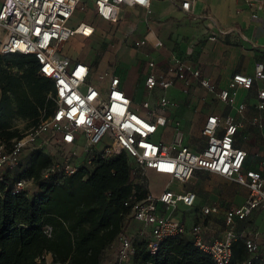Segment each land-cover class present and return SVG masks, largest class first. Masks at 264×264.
Returning a JSON list of instances; mask_svg holds the SVG:
<instances>
[{
	"label": "built area",
	"instance_id": "obj_1",
	"mask_svg": "<svg viewBox=\"0 0 264 264\" xmlns=\"http://www.w3.org/2000/svg\"><path fill=\"white\" fill-rule=\"evenodd\" d=\"M150 2L0 0V54H32L37 61V74L50 78L53 84L47 93L52 104L40 108L37 122L8 142H0V185H3L0 197L3 191L19 193L34 184L31 177L7 178L11 170L20 165L26 150L39 148L50 156L52 163L43 171V177L51 172L69 175L80 166L90 171L96 158L124 151L134 161L130 165L134 180L146 187L143 196L132 190L124 205L130 208V218L141 222L143 227L136 228L131 234L121 232L107 246L106 249L113 252L112 264H134L135 240H146L148 250L155 252L164 239L180 236L192 238L195 245L210 253L216 264H264V248L258 239L260 231L244 223L254 210L264 209V158L256 168L245 166L247 150L236 145V134L243 122L230 114L224 117L207 114L201 128L204 143L200 148L186 142L180 121L170 116L176 100L166 94L176 80L188 85L191 78H195L201 87L231 106L237 88L250 89L258 81L255 107L264 110V62L255 61L252 75L234 72L226 87L217 88L208 77L200 76L191 60L176 54H171L165 61L150 59L145 87L148 91L159 87L163 93L154 106L148 99H143L134 108L132 99L121 87L119 75L104 71L93 80L94 73L89 64L61 51L63 43L73 34L88 37L95 32L94 25L85 19H80L74 26L69 24L77 11L85 12L92 7L102 19L118 22L125 6H141L150 12ZM194 2L178 0V5L194 14ZM245 2L251 7L253 16L264 8V0ZM205 16L217 25V29L208 34L211 40L231 28L240 30L237 25L224 27L214 16ZM84 25H90L89 33L83 30ZM146 43L158 47L162 40L148 28L142 38L133 41V45L139 47ZM245 107V102L236 105L238 112ZM251 122L258 127L263 125L260 115L253 116ZM167 126L172 128L170 140L165 142L155 138L157 133L162 135L161 130ZM148 169L169 176L157 193L149 188L145 175ZM197 170L218 173L247 189L243 202L223 209L225 227L220 236L209 238L204 233L206 216L217 213L219 204H203L199 219L189 226L174 212L179 202L188 207L194 205L196 193L186 184ZM173 181L181 187L172 188L170 183ZM43 230L50 234L51 226L45 225ZM237 239L243 241L246 251L241 261L233 259L232 244Z\"/></svg>",
	"mask_w": 264,
	"mask_h": 264
},
{
	"label": "trees",
	"instance_id": "obj_2",
	"mask_svg": "<svg viewBox=\"0 0 264 264\" xmlns=\"http://www.w3.org/2000/svg\"><path fill=\"white\" fill-rule=\"evenodd\" d=\"M52 85L50 78L37 74L32 54H0V142H8L25 129L18 128L15 119L26 120L27 127L37 122L40 108L52 104L47 98ZM51 163L46 152L35 148L27 165L7 176L31 177L38 190L32 195L26 190L3 191L0 264H102L107 246L130 220L124 200L132 190L139 196L146 191L134 180L124 151L96 158L90 171L80 166L69 175L51 172L43 177ZM45 225L51 226L50 234L44 232ZM134 246V264H216L189 236L164 239L155 252L148 250L144 239L135 240ZM232 248L234 260L245 258L241 239L235 240ZM46 253L52 256L50 262Z\"/></svg>",
	"mask_w": 264,
	"mask_h": 264
},
{
	"label": "crops",
	"instance_id": "obj_3",
	"mask_svg": "<svg viewBox=\"0 0 264 264\" xmlns=\"http://www.w3.org/2000/svg\"><path fill=\"white\" fill-rule=\"evenodd\" d=\"M171 2L175 4V7L163 13L158 9L157 12V20L166 22V28L154 25L153 22L149 20L148 13L153 10V0L150 2V12H146L141 6L128 5L123 8L121 18L118 22H109L105 20L108 25L112 27L115 23L122 24V22L127 21L129 17H136L135 30L137 34L130 40L131 50H129V55L126 58L127 64L126 66H121L119 72H116L114 68L118 66L120 61L117 64L112 63V67L105 65L93 70L95 59L88 60L83 56V48L88 41L87 36L78 33L73 34L63 43L61 51L70 58H78L89 64L93 73L99 69L102 72H112L113 74L119 75L121 78V87L132 99V106L134 108L139 106V102L137 103L133 98V94L136 90L142 88L144 94L146 92L145 99H148L149 103L153 106L156 104L157 98L163 93V90L159 87H155L151 91H148L145 87L144 80L149 71L147 63L150 59L165 61L171 54H176L181 58L191 60L194 67L199 69L200 76L208 77L216 84L217 88L226 87L234 72L240 71L252 75L255 61L261 60L264 62V8L258 10L257 15L253 16L252 9L245 0H195L192 8L194 15L182 10L178 5V0H171ZM84 13L91 18V20L86 21L94 25L95 32L104 29V26L101 24L102 18L94 12L92 7H89ZM207 14L214 16L217 22L224 27H229L233 24L237 25L240 30L230 27V30L218 34L216 40H211L208 38V34L215 31L217 25L205 16ZM201 15L204 16L201 17ZM126 18L128 19L125 20ZM130 24H132V21L128 20L126 26ZM148 28L154 30L159 36L162 40V45L154 47L146 43L142 46L135 47L133 41L142 38ZM125 39H127L126 36L122 35V43H125ZM90 47L95 51V54H98L97 57L103 63L107 64V62L110 61H103L101 56L102 52L96 48L97 46H95V44H91ZM259 85V82L256 81L250 89H246V93L237 103L245 102L246 107L242 112H238L236 106H227L224 102L219 100L213 92H209L201 87L195 78H191L188 85H184L181 80H176L175 83L166 90V94L170 98L176 100V107L174 110H172L173 108L170 110V116L180 121L184 130V140L198 148L204 143L201 128L207 114L215 113L220 117H224L227 114L235 116L243 122V126L238 129L236 134V145L247 150L245 166L256 168L259 161L264 158V110H258L255 107L257 99L256 91ZM240 88L241 87L237 88V90ZM155 91L158 93L154 96ZM218 104L220 107H218ZM255 115H260L262 117V127L252 124L251 118ZM17 120L24 119L20 118L14 121ZM187 124L198 127L200 136L194 139L188 135L185 127L188 126ZM161 131L163 133L168 132L171 138L172 128L170 126L163 128ZM240 135L243 136L245 141H239L238 138ZM31 150H26L25 152L29 154ZM23 155H25V153ZM27 161L28 158L26 159V162ZM199 171L200 170H197L195 174ZM173 184H177V182H171L170 186L172 187ZM189 188L195 191V203H197V198H200L198 197V189ZM28 189L27 187V190ZM239 192L235 200L239 197L240 200L232 204H239L244 201L247 189L244 191L241 188ZM32 194L28 193V195ZM202 204H206V202ZM228 205L231 204L224 205L223 207L219 204V211L213 214H218L221 211L223 216V209ZM261 213H264V209L254 210L244 223L260 231V238L258 239L263 244L264 248V226H260L257 220L258 215ZM198 214L199 211L196 214L197 216H195V221L199 219ZM182 218L184 221L188 219V217L184 218L183 216ZM133 221H135L136 225L143 227L141 222H136V220ZM204 223L206 224L204 233L205 236L209 238L220 236L225 227L224 223L223 226L216 223L209 224V222L207 223L205 220Z\"/></svg>",
	"mask_w": 264,
	"mask_h": 264
},
{
	"label": "rangeland",
	"instance_id": "obj_4",
	"mask_svg": "<svg viewBox=\"0 0 264 264\" xmlns=\"http://www.w3.org/2000/svg\"><path fill=\"white\" fill-rule=\"evenodd\" d=\"M175 7V4L169 1L165 0H153L152 3V11L148 13V17L150 22H153L154 25H158L159 27L166 28V22H160L157 20L158 16V9H160V12H165L166 10ZM145 15V12H144ZM135 16L126 18L125 20L132 21V24L126 26L127 21H123L122 24L115 23L112 27L108 25V23L105 20H101V24L104 26L103 30H98L94 32L91 36H88V41L86 46L83 48V56L87 58L88 60L95 59L93 64V70H95L97 67H102L105 65L111 66L112 63H118V66L114 68L116 72H119L121 69V66H126L127 64V57L128 52L131 50V44L130 40H132L136 34L137 31L135 30ZM80 19L85 20H91L89 18V15H86L84 12L77 11L74 18H72L69 21V24L71 26H74L78 23ZM122 35H125L127 39H125V43H122ZM91 44H95L97 46L96 48L99 49L100 52H102V58L103 61L110 60L107 62V64L103 63L98 57V54H95V51L90 47ZM139 54V53H138ZM140 56V54H139ZM141 57V56H140ZM101 70H96L94 72L93 80H96L101 73ZM246 89L240 88L236 90V93L233 98L232 105L236 106L238 101L244 96L246 93ZM158 92L155 91L154 96ZM134 100L138 103H141L143 99L146 98V92L144 94V91L141 89L136 90V92L133 94ZM176 107V106H175ZM174 107V108H175ZM218 107L220 105L218 104ZM174 108L172 110H174ZM15 124H18V128H26L28 122L26 120H17L14 121ZM190 124V123H189ZM188 125V124H187ZM186 131L188 135H190L192 138L196 139L200 136V132L198 127L194 125H188L185 126ZM155 138H160L162 141H169L170 140V134L168 132L163 133L160 135L157 133L155 135ZM239 141H243V136H239ZM245 141V140H244ZM25 155H23V163L20 165V167H17L13 170H11V174H15L16 172H19L22 170L28 163L26 162V159L28 158V152H24ZM130 164H134L133 159L129 157ZM13 171V172H12ZM146 178L149 182V187L154 192H159L161 188L164 186L166 181L168 180L169 176L166 174H158L154 171L148 169L145 172ZM174 188H180V185L173 184ZM186 187H191L193 189H198V197L197 203H195L193 206L188 207L179 202L177 209L174 211L177 215L183 216L184 218L188 217V219L185 221L186 224L189 226L191 225L195 220L197 216V212L200 211L202 203L206 202L207 204L212 203H219L222 205L232 204L236 201L238 202L240 200V197L235 200L236 196L239 195V189H243L246 191V188L243 185H240L233 180H230L229 178H226L218 173L207 171V170H200L197 174L194 175V177L186 184ZM28 193H34L38 190V184L34 183L33 185L28 186ZM171 211V208L169 209ZM257 220L260 224V226H264V213H261L258 215ZM137 222V221H136ZM205 222L210 223H216L223 226V216L222 212L218 214H211L207 215L205 218ZM139 225L135 224V221H133L131 218L128 223H126L124 231L128 234H131L135 231L136 228H139ZM260 238V237H259ZM262 238V237H261ZM46 261L50 262L52 259V256L50 253H47ZM113 263V252L111 249H106L105 251V257L102 261V264H112Z\"/></svg>",
	"mask_w": 264,
	"mask_h": 264
},
{
	"label": "bare ground",
	"instance_id": "obj_5",
	"mask_svg": "<svg viewBox=\"0 0 264 264\" xmlns=\"http://www.w3.org/2000/svg\"><path fill=\"white\" fill-rule=\"evenodd\" d=\"M83 30L86 32V33H89L90 32V25H84L83 26Z\"/></svg>",
	"mask_w": 264,
	"mask_h": 264
}]
</instances>
